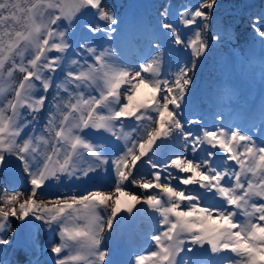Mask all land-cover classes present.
I'll return each mask as SVG.
<instances>
[{
	"label": "snow or ice",
	"instance_id": "6c2138e0",
	"mask_svg": "<svg viewBox=\"0 0 264 264\" xmlns=\"http://www.w3.org/2000/svg\"><path fill=\"white\" fill-rule=\"evenodd\" d=\"M151 8L122 30L112 0H0V251L27 236L20 264H264V97L226 123L194 91L233 44L264 88V0Z\"/></svg>",
	"mask_w": 264,
	"mask_h": 264
},
{
	"label": "rangeland",
	"instance_id": "374dc122",
	"mask_svg": "<svg viewBox=\"0 0 264 264\" xmlns=\"http://www.w3.org/2000/svg\"><path fill=\"white\" fill-rule=\"evenodd\" d=\"M138 2L135 1V3L138 4V5H140L141 7H143L144 10L140 11L137 14V16H136L137 17V20L135 19L134 21H131L132 24L130 23V17L126 20V24L128 26V30L131 28V25L133 26L134 24H136V22H138L140 20H147V18L149 17V15L150 16L152 15V12H150L151 6L149 4V1H147V0H142V1L141 0H138ZM234 2H235V0H223L224 10L225 11L229 10L230 7H231V5ZM145 8H146V10H145ZM143 15H144V17H143ZM119 39L120 38H118V43L120 41ZM240 43L242 44L243 41H240ZM126 44L128 46V43H126ZM233 47H236V45L235 44H233V45H224V46L220 47V50L221 51L222 50L223 51H232V48ZM130 52L135 55V49L134 48L130 47ZM244 62L246 64V66H245V64L243 65L244 66V68H243L244 70L242 69L241 71H239L238 68L232 67L233 65L231 66L230 63H226L227 65L221 64V66H220V64L217 63V59L216 58H214V57L209 58L208 63H207L208 66H209V69L211 70V68H212L213 69L212 72L216 71V74H215L216 77L214 79V82L215 83L213 84L214 87L212 88V87L209 86V87L203 88L204 86H199L198 87V95H201L202 97L199 98L198 96H196L198 100H202L203 101L204 106L206 105V107H205V111L207 110L206 111L207 112V117L206 118L210 119V117L212 116L213 112L214 113H216V112H222L223 115H224V118L225 117H228L227 119L225 118V122L226 123H240V122L243 123V122H245L247 120V118L244 117L245 114H243L242 111H240L239 109L237 110V109H235L233 107L226 106L224 104L225 101L229 102L232 99H234L235 97H238V95H239L238 93H244L242 91V88L245 85L237 84L234 81L233 82H230L229 80H231V79L235 80L236 77H238L241 72L244 73V74H246L249 79H260L261 78V67H260V62H259L258 55H250L249 57L244 58ZM222 65H224V66H222ZM230 69L231 70L234 69L235 72H236V70L239 71L238 73L237 72L235 73L236 74V77L230 75L231 74ZM257 71H259V72L257 73ZM211 76H212V74H209L208 77H207V79L211 78ZM241 79H243V76H242ZM244 79H247V78H244ZM200 90L202 92H200ZM235 103H236V101H235ZM142 223H141V225H136V224L133 225L134 227H133V229L130 231V233L128 235V237L130 239L127 236L123 235L122 232H118L117 231L118 234H116L115 238L113 239V241L111 243H112V246L114 248L116 247V249H118V250H120V248L124 249V254L126 256L123 254L121 259H125L126 260L127 257H128V255H129V252H131L132 250H134V251H140V250H143L146 247L145 246L146 245V239H144L145 238L144 236L147 235V231L149 229V221H147V220L145 221L144 220ZM143 225H144V228L145 229L143 228ZM139 226H141L142 228L139 227ZM138 227H139V229H138ZM140 229L141 230L143 229V230L141 231ZM133 231H134V233H133ZM22 239L24 240V243L23 244H17L11 250V254H10L11 257L17 258V259H21V260L26 259V256H25V253H24V248L27 245L28 239H27V236H25V235L22 237ZM135 241L137 242V244H136ZM19 245H21V246H19ZM125 248H128V249H126V251H125ZM18 250H19V252H18Z\"/></svg>",
	"mask_w": 264,
	"mask_h": 264
},
{
	"label": "bare ground",
	"instance_id": "6f19581e",
	"mask_svg": "<svg viewBox=\"0 0 264 264\" xmlns=\"http://www.w3.org/2000/svg\"><path fill=\"white\" fill-rule=\"evenodd\" d=\"M135 1L138 2V0H112V2L116 5V8L121 12L123 18L125 19V25H122V30H128V26L126 24V20L130 17V23L131 21H134L135 19L137 20V14L144 10L143 7H141L140 5L136 4ZM142 1V0H141ZM149 1V4L150 6L152 5L153 3V0H147ZM139 3V2H138ZM145 3V2H144ZM147 3V2H146ZM145 6V5H144ZM146 10V8H145ZM148 12V11H147ZM150 12H152V8L150 9ZM150 16V15H149ZM144 17V15H143ZM144 19V18H143ZM132 24V23H131ZM129 25V24H128ZM132 26V25H131ZM119 46H120V49L121 51H123L126 55H128L129 57H132V54L130 52V46L128 45L127 46V42L120 38L119 39ZM250 56V55H249ZM248 56V57H249ZM211 57H214L217 59V63L220 64H224V65H227L226 63H230L232 67H236L239 69V71H241L243 68H244V58L241 57V55L239 54V51L237 52H233V51H221L220 50V47L217 48V50L213 53V55ZM210 57V58H211ZM252 59V58H251ZM209 60V59H208ZM253 60V59H252ZM247 62V61H246ZM208 61L205 62L204 64H202L197 72V75H196V88H195V95L198 96L199 98L202 97L201 95H198V87L199 86H204L203 88L205 87H214V79H215V74H216V71L212 72V68L211 70L209 69V66H208ZM215 65V64H214ZM222 65V66H224ZM246 66V64H245ZM252 67V66H251ZM250 67V68H251ZM221 69V68H220ZM227 70V69H226ZM236 70V69H235ZM244 70V69H243ZM246 70V69H245ZM218 71V70H217ZM228 71V70H227ZM238 70H236V72L238 73L239 72ZM219 72V71H218ZM230 72H231V76H234L236 77V72L234 71V69H230ZM259 71H257L258 73ZM227 73V72H226ZM209 74H212L211 78L207 79L208 75ZM227 76V75H226ZM243 76V79H241ZM223 77V76H222ZM251 77V76H250ZM255 77V76H254ZM257 77V76H256ZM260 77V76H259ZM218 78V77H217ZM233 78V77H232ZM244 78H247V79H244ZM252 78V77H251ZM217 80V79H216ZM230 82H236L237 84H241V85H245L243 88H242V91L244 93H238V97H235L234 99H232L231 101L227 102L225 101L224 104L226 106H229V107H233L235 109H239L240 111H242L245 118H248V114L253 110V109H258L259 108V105L261 103V99L262 97H264V88H262V83H261V78L260 79H249L247 77L246 74L244 73H240V75L238 77H236L235 80L231 79L229 80ZM205 84V85H204ZM202 88V89H203ZM201 89V90H202ZM200 90V92H202ZM225 97V96H224ZM226 100V99H225ZM236 103H235V101ZM206 107V105H205ZM228 107V108H229ZM224 108V107H223ZM207 111V110H206ZM214 113V112H213ZM225 113V112H224ZM239 113V112H238ZM226 119L228 117H225ZM242 120V119H241ZM236 122V121H235ZM241 123V122H240ZM119 219V217H118ZM144 220H141V219H137V220H133V221H128V220H124V221H121V224H120V227L118 228V232H122L123 235L127 236L129 235L130 231L133 229V225H141V223L143 222ZM146 221V220H145ZM147 223V222H146ZM143 224V223H142ZM148 224V223H147ZM147 226V225H146ZM141 227V226H139ZM138 227V229H139ZM142 228V227H141ZM143 228H144V225H143ZM136 229V228H135ZM145 229V228H144ZM141 230V229H140ZM143 230V229H142ZM141 230V231H142ZM149 230V229H148ZM13 231L15 232L16 231V224L13 225ZM140 232V231H139ZM144 232V231H143ZM134 233V231H133ZM141 233V232H140ZM118 234V233H116ZM145 234V233H144ZM132 235V234H131ZM134 235V234H133ZM143 235V234H142ZM24 235H17L16 238H15V242L13 243V245L11 247H8L2 251H0V260H4V261H9L11 262V264H20V262L22 261L21 259H17V258H13L10 256L11 254V250L17 245V244H23L24 243V240L22 239ZM120 236V235H119ZM144 236V235H143ZM142 237V236H141ZM146 239V235L144 236ZM125 238V237H124ZM129 238V237H128ZM9 239H13V236L10 234L9 235ZM28 239V238H27ZM130 239V238H129ZM125 240V239H124ZM141 240V239H140ZM143 240V239H142ZM145 241V240H144ZM118 242V241H117ZM130 242V241H129ZM136 242V241H135ZM126 243V242H125ZM133 243V242H132ZM137 244V242H136ZM145 244V243H144ZM26 245V244H25ZM127 245V244H126ZM142 245V244H141ZM21 246V245H19ZM18 246V247H19ZM129 246V245H128ZM137 246V245H136ZM146 246V245H145ZM26 247V246H25ZM129 248V247H128ZM128 248H125V251L126 249ZM116 249V247H115ZM140 249V248H139ZM15 250V249H14ZM118 251V255L120 258H122V255L124 254V249L120 248V250L116 249ZM132 250V249H131ZM22 251V250H21ZM14 252V251H13ZM19 252V250H18ZM131 252H134V250H132ZM129 252V253H131ZM127 254V253H126ZM15 255V254H14ZM13 255V256H14ZM125 255V254H124ZM126 256V255H125ZM15 257V256H14ZM128 258V257H127ZM125 260V259H124Z\"/></svg>",
	"mask_w": 264,
	"mask_h": 264
}]
</instances>
